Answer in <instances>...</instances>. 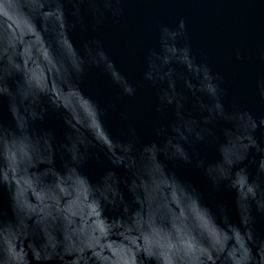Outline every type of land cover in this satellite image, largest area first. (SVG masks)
<instances>
[{
  "label": "water",
  "instance_id": "95a60500",
  "mask_svg": "<svg viewBox=\"0 0 264 264\" xmlns=\"http://www.w3.org/2000/svg\"><path fill=\"white\" fill-rule=\"evenodd\" d=\"M0 264H264V0H0Z\"/></svg>",
  "mask_w": 264,
  "mask_h": 264
}]
</instances>
